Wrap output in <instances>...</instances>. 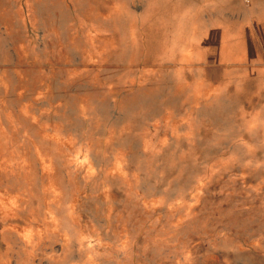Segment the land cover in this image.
Here are the masks:
<instances>
[{
    "label": "rangeland",
    "instance_id": "rangeland-1",
    "mask_svg": "<svg viewBox=\"0 0 264 264\" xmlns=\"http://www.w3.org/2000/svg\"><path fill=\"white\" fill-rule=\"evenodd\" d=\"M186 3L0 0V264H264V114Z\"/></svg>",
    "mask_w": 264,
    "mask_h": 264
},
{
    "label": "crops",
    "instance_id": "crops-1",
    "mask_svg": "<svg viewBox=\"0 0 264 264\" xmlns=\"http://www.w3.org/2000/svg\"><path fill=\"white\" fill-rule=\"evenodd\" d=\"M182 15L190 28L178 64L233 74L264 114V0H187Z\"/></svg>",
    "mask_w": 264,
    "mask_h": 264
}]
</instances>
